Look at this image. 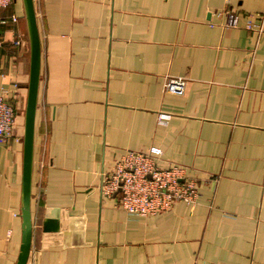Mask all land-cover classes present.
<instances>
[{
    "label": "crops",
    "instance_id": "crops-1",
    "mask_svg": "<svg viewBox=\"0 0 264 264\" xmlns=\"http://www.w3.org/2000/svg\"><path fill=\"white\" fill-rule=\"evenodd\" d=\"M34 6L41 72L27 264H264V27H246L264 0ZM229 11L236 27L225 26ZM30 58L24 3L14 0L0 9V90L19 113L0 142V264H15L22 247ZM167 76L188 79L184 95L164 90ZM152 146L164 165L200 179L196 207L140 216L101 195L117 153Z\"/></svg>",
    "mask_w": 264,
    "mask_h": 264
},
{
    "label": "built area",
    "instance_id": "built-area-1",
    "mask_svg": "<svg viewBox=\"0 0 264 264\" xmlns=\"http://www.w3.org/2000/svg\"><path fill=\"white\" fill-rule=\"evenodd\" d=\"M14 0H0V9H6ZM226 27L238 25V15L227 12ZM16 22L18 17L13 15ZM259 22L249 20L247 29L262 31L264 13ZM188 79L181 76H167L163 87L168 93L184 95ZM19 113L0 90V142L15 134ZM169 114L160 113L158 121L167 123ZM216 180V179H215ZM200 179L193 177L189 168L177 164L163 163V151L152 146L143 150H125L116 154L114 168L101 173L100 190L103 197L119 195L121 207L130 214L155 216L170 211L175 203L183 202L191 208L199 203Z\"/></svg>",
    "mask_w": 264,
    "mask_h": 264
},
{
    "label": "water",
    "instance_id": "water-1",
    "mask_svg": "<svg viewBox=\"0 0 264 264\" xmlns=\"http://www.w3.org/2000/svg\"><path fill=\"white\" fill-rule=\"evenodd\" d=\"M25 18L30 40V81L24 116L23 173H22V227L23 239L21 252L15 264H27L32 244L33 221L31 212L32 174L34 161L35 118L38 104L41 72V40L38 30L34 0H23Z\"/></svg>",
    "mask_w": 264,
    "mask_h": 264
},
{
    "label": "rangeland",
    "instance_id": "rangeland-1",
    "mask_svg": "<svg viewBox=\"0 0 264 264\" xmlns=\"http://www.w3.org/2000/svg\"><path fill=\"white\" fill-rule=\"evenodd\" d=\"M22 120L24 121V119H22ZM23 121H22V122H23ZM22 122H21V123H22ZM20 126H23V124H21Z\"/></svg>",
    "mask_w": 264,
    "mask_h": 264
},
{
    "label": "trees",
    "instance_id": "trees-1",
    "mask_svg": "<svg viewBox=\"0 0 264 264\" xmlns=\"http://www.w3.org/2000/svg\"><path fill=\"white\" fill-rule=\"evenodd\" d=\"M16 109V108H15ZM17 111V110H16Z\"/></svg>",
    "mask_w": 264,
    "mask_h": 264
}]
</instances>
